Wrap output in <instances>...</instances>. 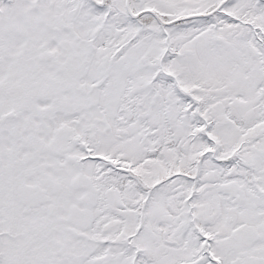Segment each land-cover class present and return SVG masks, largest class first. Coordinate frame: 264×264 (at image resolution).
I'll return each instance as SVG.
<instances>
[{
    "label": "snow or ice",
    "instance_id": "obj_1",
    "mask_svg": "<svg viewBox=\"0 0 264 264\" xmlns=\"http://www.w3.org/2000/svg\"><path fill=\"white\" fill-rule=\"evenodd\" d=\"M0 264H264V0H0Z\"/></svg>",
    "mask_w": 264,
    "mask_h": 264
}]
</instances>
